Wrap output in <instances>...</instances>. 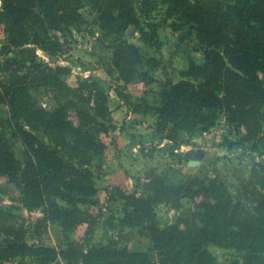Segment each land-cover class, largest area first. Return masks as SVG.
Listing matches in <instances>:
<instances>
[{"label":"trees","instance_id":"trees-1","mask_svg":"<svg viewBox=\"0 0 264 264\" xmlns=\"http://www.w3.org/2000/svg\"><path fill=\"white\" fill-rule=\"evenodd\" d=\"M202 1L206 0L157 1L167 5L177 20L192 24L196 37L207 47L202 59L189 58L188 67L180 71L177 81L167 71L159 36L162 23L151 19L157 4L153 0H4L2 15L11 44L33 42L52 53L61 45L49 36L48 19L53 16L57 21L50 23L79 24L84 21L80 8L84 2H91L100 11V28L107 36H119L114 42L112 60L124 85L143 83L149 87L154 82L160 85L157 100L142 98L133 109L143 113L152 110L150 114L156 117L160 134L176 144L180 132L191 133L201 125L214 124L223 113L236 132L244 126L247 138L256 139L264 126V0H207L206 7ZM37 3L40 12L35 9ZM130 25L140 29L142 39L158 57L143 55L138 45L124 38ZM168 26L175 31L180 25L173 21ZM24 66V71L14 70L8 80H0V105L5 103L10 109L8 118L0 116V176L10 181L22 178L23 206L28 211L43 207L44 220L58 221L64 232L83 223L89 225L87 232H92L103 211L98 210L91 218L96 212L90 208L95 204L90 197L98 188L94 171L85 165L91 164V157L104 146V142L96 140L103 124L82 109L78 111L79 126L67 120L66 110L72 100L64 99L79 96L82 84L78 81L74 85L62 78L71 73L69 67L38 63L35 58ZM154 68H163L165 77L152 75ZM41 86L51 88L55 101L64 103L54 111L38 105L31 89ZM126 96L131 98L129 93ZM103 109L97 112V117L98 113L105 117ZM9 132L22 141L23 160L15 153ZM40 132L52 137L55 148L41 139ZM146 177L148 182L143 186L137 183L131 190L113 188L124 203L122 226L153 223L157 219V204L177 205L183 198L210 194L220 185L198 176L173 182L157 169L147 170ZM261 188L264 190V184ZM254 191L256 216L243 217L245 208L232 205L231 201L223 203L221 195L216 194L217 204L213 206L216 215L211 218L212 207L203 202L204 211L198 214L203 226L195 234H184L175 224L165 228L152 226L158 261L151 259L148 251L118 246L86 250L73 242L67 251L76 257L75 264H98L99 259L106 264H208L211 258L204 247L209 244L259 254L264 252V191ZM80 204H88V212ZM7 214L0 207V219L6 221ZM238 216L239 220H251L254 225L239 232L219 229V223ZM11 232L14 241L0 243V262L29 257L39 264H49L53 259V248L25 239L28 230L11 228ZM61 253L65 254L64 250Z\"/></svg>","mask_w":264,"mask_h":264},{"label":"rangeland","instance_id":"rangeland-1","mask_svg":"<svg viewBox=\"0 0 264 264\" xmlns=\"http://www.w3.org/2000/svg\"><path fill=\"white\" fill-rule=\"evenodd\" d=\"M3 1L0 0V66L2 68L0 80H8L14 70L24 71V64L30 63L32 58H35L38 63L45 62L53 66L69 67L71 73L62 75V78L74 85H78V81L82 84L79 88V96L64 99V101L72 100V104L69 103L66 110L67 120L74 126H79L78 111L80 109L95 116L98 122L103 124V127L99 128L100 132L96 135V140L104 142V146L100 147V151L91 157V164L85 165L94 171V182L98 188V192L90 197V200L95 203L90 208L94 213L96 212L90 217L96 216L100 209L103 211L92 232H87L89 229L87 223L77 226L72 231L64 232L58 221L44 220L43 207H36L28 211L23 206L24 183L22 178L18 177L14 181H10L4 176H0V207L8 213L6 221L0 219V243L7 244L9 241H14L11 228L26 229L28 232L25 239L29 243L40 242L55 250L52 254L53 259L49 264H75L76 257H71L70 252L67 251L73 242H78V245L86 250L118 246L127 247L130 251H148L151 259L158 261L159 255L154 248L151 235L152 226L165 228L170 224H175L184 234L193 235L198 228L203 226L198 217V214L204 211L203 202L211 205L213 213L211 218L216 215L214 214L216 209L213 208L217 204L216 194L221 195L220 199L223 200V203L231 201L232 205L239 204V207L245 208L247 212L243 217L257 215L254 210V207L258 205L254 190L264 191L261 188V185L264 184V126L259 137L256 139L247 138L245 135L246 128L242 126L240 131L238 129L236 132L235 126L226 120L227 117L223 113L219 114L214 124L201 125L191 133L180 132L177 146L182 142L192 145L191 151L183 156L180 161L184 169H179L170 161L171 165L167 163V165L159 166V161L157 165H151L143 174L138 175L132 187L125 184L105 185L106 178L104 176L108 173L111 160L120 156L116 143L117 129H115V117L113 115L114 100L123 101L127 109L133 110L135 104L140 102L142 98H147L150 102L157 100L159 98L158 92L161 91L160 85L157 82L149 87L143 83L138 84L141 86V96L137 97L136 92L130 88V84L135 83H130V86L124 85V83H120V80L111 78L112 69L118 73L112 58L114 42L119 36L116 34L107 36L100 28V11L93 3L84 2L83 7L80 8L84 21L79 24L50 23L51 20L52 22L57 21L53 16L48 19L49 36L54 42L61 45L59 49L48 53L33 42L25 45L10 43L5 29L6 20L2 15ZM157 1L160 0H153L155 3ZM202 2L205 7L208 6L207 0ZM137 3L139 4V2ZM35 9L40 12L39 3ZM151 19L162 23L159 36L163 41L166 67L170 75L172 72L174 74L180 73L183 66L188 67L189 58L197 60L203 58L207 47L196 37V32L191 27L192 24L177 20L167 5L158 2L153 8ZM164 21L166 23H163ZM173 21L180 25L175 31L168 26ZM124 38L138 45L143 55L159 56L144 42L140 29L136 25H130L127 28ZM172 68L174 71H171ZM260 73L262 74V72ZM151 74L159 78L165 77L163 68H154L151 70ZM155 85H158L160 89L155 91ZM128 93L131 98L126 96ZM31 95L38 105H42L49 111L56 110L59 104L64 103V101H55L53 90L44 86L32 88ZM102 108L106 112L105 117H102L100 113L97 117V112H101ZM151 111L148 110L144 114L151 115ZM0 116L2 118L10 116V109L5 103L0 105ZM21 122L25 123V120L21 119ZM26 127L29 129V126ZM8 135L15 153L23 160L24 147L22 141L18 137L12 136V132H9ZM39 136L48 146L55 148L52 137L41 132ZM146 155L159 159L161 153L157 151L155 146H151ZM173 155H177L176 151L170 154V159L175 161ZM149 169H157L158 172L173 182L198 176L215 180L221 186H216L210 194L183 198L177 205L157 204V219L153 223L146 222L131 227L122 226L120 219L124 215L125 209L123 202L119 203L121 198L116 192H113V188L121 186L131 190L135 188L137 183L143 186L148 182L146 172ZM138 178L141 179L139 182L137 181ZM109 196L110 200L107 201ZM225 198L227 199L224 201ZM80 207L87 212L89 210L88 204H80ZM262 211L264 216V207ZM252 225L254 223L251 220H239L238 216L232 221L224 220L219 223V229L221 231L239 232ZM204 249L208 252V258H211V262L208 264H264V252L253 254L247 249L236 250L213 244L206 245ZM63 250L65 254L61 253ZM96 262L106 264L102 259ZM0 264L39 263L32 261L29 257H16L10 261L0 262Z\"/></svg>","mask_w":264,"mask_h":264},{"label":"crops","instance_id":"crops-1","mask_svg":"<svg viewBox=\"0 0 264 264\" xmlns=\"http://www.w3.org/2000/svg\"><path fill=\"white\" fill-rule=\"evenodd\" d=\"M186 68V66H183L181 70ZM171 71H174V68ZM111 73V78L117 81L120 80V83H123V80H121L117 72L112 69ZM171 77L177 81L180 75L179 73L174 74L172 72ZM138 84L140 83L130 84L131 86H129L136 92V96L140 97L141 86ZM159 89L160 87L155 85L154 90L157 91ZM118 101L114 100L113 115L115 117V129H117L116 143L120 156H116L115 159L111 160L108 173L104 176L106 178L105 185L125 184L132 187L138 175L143 174L151 165H157L159 161V166L163 164L167 165V163L171 165L169 163L170 161L173 162L174 166H178L179 169H184L180 161L183 159V156H186L191 151L192 145L187 142H182L177 146V144L157 131L155 126L156 120L153 115L129 110L123 101ZM151 146H155L157 151L161 153L158 157L159 159L151 155H146V152ZM174 151L177 153V155L172 156L175 161L170 159V154ZM122 202L121 200L119 201L120 204Z\"/></svg>","mask_w":264,"mask_h":264}]
</instances>
